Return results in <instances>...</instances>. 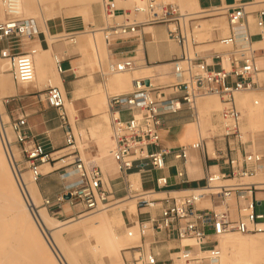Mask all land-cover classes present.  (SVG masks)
Instances as JSON below:
<instances>
[{
    "label": "built area",
    "instance_id": "2783aa9c",
    "mask_svg": "<svg viewBox=\"0 0 264 264\" xmlns=\"http://www.w3.org/2000/svg\"><path fill=\"white\" fill-rule=\"evenodd\" d=\"M114 1H100L105 21L98 29L108 45L113 40L137 32L142 26L164 25L167 38L176 42L182 50L181 57L176 58L173 64L177 78L175 82L168 86H154L151 81L146 85V79L136 78L129 92L109 94L106 98V113L114 140L110 156L127 184L123 198L134 199L140 209L157 210L155 214L146 212L145 218L126 227V231L135 228L139 240L123 250L124 263L214 264L220 255L216 245L219 236L230 232H264V214L254 212V204L250 199L258 187L241 182L244 178L264 173V154L250 151L242 158H234L228 153L235 150V147L227 141L228 153L223 155L219 149L218 156L214 155V159L224 161L225 172L210 173L206 169L202 188L168 192L161 197L156 196L154 191L133 189L128 176L134 168L142 171L146 166L153 172L162 171L166 167L167 156L185 163L192 150L200 151L207 159L202 136H198L194 143L178 149L160 147L165 111L177 113L187 109L198 121L196 103L202 96L216 95L221 98L223 104L216 115L221 126L218 135L225 140L232 138L238 144H244L242 118L234 94L251 90L254 84L252 76L258 71L247 31L248 4L234 0L231 5L207 10L218 11L208 15L225 16L230 28V34L219 40L220 44L230 47L227 66L221 65V69L215 71L197 63L194 55L189 56V46L196 43L188 25L195 20L191 16L193 14L181 13L178 5L164 0H142V5L133 8H118ZM2 3L4 17L0 21V58L7 63L8 72L16 84L31 85L35 83L30 57L34 51L25 50L22 42L39 33L38 23L33 18H22L20 0H3ZM254 14L255 25L262 30L264 8L256 10ZM74 36L68 34L64 37L72 42ZM60 63L59 59H55L57 73L63 72ZM134 68L135 64L131 60L110 61L106 71L99 67V73L105 78L114 73L131 72ZM44 96L49 107L57 112L61 126L67 127L65 146L60 153L47 151L45 145L32 136L26 116L4 120L0 111V141L16 179L20 181L22 161L36 182L43 176L40 170L42 165L59 160L61 165L53 170L60 171L63 184L56 202L65 200L73 206H79L86 213L107 209L120 199L110 198L111 192L101 167L86 161L77 148L76 136L64 106V93L59 87L48 85ZM176 175L182 179L184 173L177 171ZM155 184L157 190L166 189L169 180L166 176H159L155 178ZM66 195H69L68 199ZM234 198L242 203L246 198L248 201L241 208L235 209L231 216L233 209L230 203ZM205 200L210 202V207L202 205ZM50 203L49 199H44L45 205ZM188 240L193 242L187 243Z\"/></svg>",
    "mask_w": 264,
    "mask_h": 264
},
{
    "label": "crops",
    "instance_id": "0c3cea01",
    "mask_svg": "<svg viewBox=\"0 0 264 264\" xmlns=\"http://www.w3.org/2000/svg\"><path fill=\"white\" fill-rule=\"evenodd\" d=\"M241 1L248 4L247 8H253L252 10H247L246 8L248 12L247 31L250 35V41L254 49V62L258 71L252 76L254 82L253 88L251 90L234 94V100L235 104L237 101L239 105L246 109L244 111L245 119H242L243 125L245 127L250 126L254 130L256 128L257 132H246V140H244L243 136V145L238 144V142L232 138L225 140L218 134L211 135L209 133L207 137H204L207 159L200 151L192 150L185 163L174 159L172 156H167L166 167L162 171L153 172L149 169V166H146L142 171H138V169L134 168L129 172L128 180L132 184V177L137 176L138 190L154 191L157 193L156 196L161 197L168 192H185L202 188L205 184L206 169H209L210 173L225 172L226 166L224 165V161L222 159H214V155L218 156L217 150L219 149L222 150L223 155L228 153L226 148L227 141H230L235 147V150L228 153L234 158H242L246 152L250 151L264 154V28L262 30L258 29L254 21V12L264 8V0ZM180 2L184 3L185 0H180ZM196 2L198 8L190 6L185 8L186 12H180L184 14L199 15L201 19L208 15L207 10L215 7L231 5L234 0H211L209 3H202L201 0H196ZM221 16L222 17L201 20L200 22L204 25L205 32L200 33V36L202 37L206 35L207 38L192 45L197 63H202L205 68L215 71H219L221 65L227 66V59L230 52V47L219 43V40L230 34L227 20L225 16ZM76 17L79 16L60 15L47 20V33L51 36L60 34L76 35L79 33L77 31L79 28H85L86 30V28L90 29L91 26L95 27L96 25H99L101 27L103 24V22H100L98 19L95 20V24H86L83 18L81 21H74L73 19ZM223 17L225 18L226 24L222 21ZM213 21H217L220 26H213ZM50 22L54 23V31H51ZM38 29L39 33L30 40V46H33L32 49L36 52L33 54L34 61L39 68L40 66L42 67L41 69L52 65V74H48L44 79L37 78V80L35 79V83L28 86L18 85L13 81L17 88V92L1 99V103L5 108V116H7L8 120L15 119L21 115L26 116L28 128L32 136L39 142L43 143L47 151H49L48 149L53 150L59 147L64 148L67 127L61 126L57 112L54 109L49 107L51 110L50 112H43V108L38 105L41 101L46 102L44 94H39L44 92L48 85L54 83L59 86L64 92L66 102L72 106L71 109L73 113H71L67 107L65 109L69 123V114L74 116V120L70 125L71 127L73 125L72 128L78 133V136L76 137L77 148L80 150L81 147V155L85 160L96 159V163L99 164V167L101 166L104 178L108 184V190L111 192L110 198L121 199L126 194L127 184L118 170L115 169L114 163L109 157V153L108 155H102L100 153L102 149L99 147L100 145L98 142L105 133L103 131L108 130L111 132L108 129L107 124L108 116L104 111L108 90L115 93L125 92L130 86H132V81L137 78L136 72L140 73V71L142 72L145 68H151L153 70V75H155L153 80L151 77H143L146 81H151V83L154 81V83H157L158 74L165 73L166 78L164 79L163 84L157 86L170 85L177 79L173 71V64L176 58L181 57V47L173 40L167 38L166 26L164 25L142 26L135 33L113 40L110 45H107L108 54L106 55V58L108 63L110 61L131 60L135 64L134 70L128 74V85L126 88H121L115 83V75H108L105 78L101 77L99 67L102 71H106V67L102 65L100 58L96 59L98 62L97 70H92L95 60L93 56H91L87 50H84L79 42L76 41L77 37L75 38V42H70V40L63 42L67 39H57L51 42L48 56L43 57L41 55V50H48V39L45 31H43L40 26ZM85 30L81 32H84ZM217 45H222L224 48H216ZM113 47H119V49L114 50ZM197 48H200L201 50L198 51L196 50ZM55 56L61 62L60 65L63 69L62 73H57L55 70ZM38 58L42 59V61ZM45 82H47L48 85L43 84ZM40 96H44V98H40ZM5 98H7V100ZM255 98L258 99L257 103H254V100H256ZM219 99L220 105L223 104L221 98ZM11 104L14 105L12 109L9 108V105ZM46 104L48 103L46 102ZM95 104L102 105L97 107ZM252 104H263L257 120L252 117V114L256 113L255 107L252 106ZM48 106L49 105H47V107ZM240 113L242 118V112ZM50 115H56V118H54L52 122H49L48 120ZM215 119H217V117ZM206 120H208V118ZM198 121L195 120L191 112L187 109H182L177 113H170L166 110L164 113V125L160 134V147L173 150L194 143L197 139L188 134L187 128ZM258 127L260 129H258ZM209 142H211L212 145L213 155H210L212 152H210L209 149L211 148ZM49 144H51V147H47ZM55 152L60 153L61 151L58 150ZM177 171H183L184 176L182 179L176 175ZM159 176H166L168 178V188L157 190L155 178ZM58 177H60V172L58 173ZM182 180H185V182L181 183ZM255 182L259 183L260 181ZM260 183H262V185L264 184V182ZM62 184L63 182L61 183L58 192H55L52 195L46 193V189L42 186V183H40L39 186L37 185L40 197L50 200V205H47L49 208L52 206L57 208L56 199L62 192ZM262 185H259V187L253 191L250 198L253 201V210L256 214H264V185ZM246 201H248V198H246L243 203L240 202L239 199L234 198L230 203L234 210H231V213L233 211L234 215V212L236 211L235 209L241 208ZM202 205L204 207L211 206L208 200H205ZM136 207V220L131 219L128 212L125 210L121 211L125 228L137 220L145 218L146 212L151 214L157 213V210H150L147 208L140 209L138 206ZM218 209H221V207ZM233 215L231 214V216Z\"/></svg>",
    "mask_w": 264,
    "mask_h": 264
},
{
    "label": "bare ground",
    "instance_id": "6f19581e",
    "mask_svg": "<svg viewBox=\"0 0 264 264\" xmlns=\"http://www.w3.org/2000/svg\"><path fill=\"white\" fill-rule=\"evenodd\" d=\"M2 1L1 4L3 5ZM114 2L116 7L118 8H129L132 5L140 6L144 3L142 0H115ZM56 5L59 6L58 8H60V6L75 7V9L70 11L71 13H69V15L81 16L83 19H86L87 21L91 20L93 21L92 24H95L92 0H20V12L22 18H35L36 20H39L40 23L37 21L38 25H40V28L45 31L47 35V44L49 45V47L48 50H41V55L43 57L48 56L50 52L51 42L57 39L59 40L60 37L64 36V34L51 36L47 33L46 21L55 18L56 14L59 13V11H52L53 7H55ZM190 6L198 8L196 0H185V2L183 3V8L185 9ZM90 30L92 31H84L76 34V41H78L80 46L84 48V50H87L94 59H98L101 55L106 56L108 54V44L105 42L103 35L99 31V29H95L94 26L90 27ZM72 42H75V40H73ZM33 51L34 53H36L35 50ZM34 53H30L34 68V79H44L48 74H52L53 67L51 65L49 67H44L43 69H41V66L39 68L34 61ZM55 59L58 58L55 56L54 61ZM40 60L42 61V59ZM2 61L4 60L0 58V62ZM7 67L8 65L6 63V68ZM152 71L153 70L151 68H145L142 72L140 71V73L136 72L137 79L143 77H151L153 80V78H155V75H153ZM128 74L129 72H122L114 73L111 75H116L114 77L115 83L119 87L126 88L129 83ZM157 77L158 82L154 83V81H152L151 83L154 86L162 85L164 79L166 78V74L160 73ZM16 92L17 88L10 80V74L5 73V66L1 63L0 99L11 96ZM255 99L256 100H254V103H257L258 99ZM198 100H200V105L204 107V110L208 114H210L212 111L216 112L220 108L218 100L213 95L202 96ZM95 105L98 107L102 104ZM64 106L65 108L67 107L71 113H73L71 109L72 106L71 104L66 102V98ZM252 106L255 107L256 112L252 114V117L257 120L259 117L258 114H260L263 104H252ZM2 110L3 106L0 103V111ZM4 118H7V116H4L3 119ZM203 127L204 125L202 126L201 122L198 121L197 123L190 125L187 128V132L189 135L197 139L200 134L201 136H203ZM259 127L258 129H260ZM103 132H105L103 137L98 141L100 145L99 147L102 149H100V153L102 155H108L109 153V157L111 158L110 150L114 146V140L111 136V132H108V130H105ZM15 155L17 156L16 153ZM210 155H213V152ZM86 161L94 163L97 162L96 159H87ZM10 166L11 165H9L4 159L3 153L0 150V171L8 172L9 170L12 176V170ZM20 180L25 194L20 190V188H18L19 186L14 179L13 182L11 180V182L9 181V183L6 184L3 181V178L0 176V232L6 231L7 234L9 230V235L7 234L8 237H0V264H61L57 256L58 253L56 254V250H54L55 248L48 241L46 242V239L43 235L45 233L49 236V238L50 236L54 237L53 235L55 234V232H57L55 231V229L59 227L53 226L51 218L46 212L45 208H38L41 197L38 191L37 184L33 181L32 183H27L22 174L20 175ZM243 184H255L257 187H259V185H262V183L260 182H243ZM131 187L138 190L139 186L137 176H133ZM113 204H118L117 206L119 207L120 212L125 210L126 212H128L131 219L136 220L137 207L134 199L123 198ZM82 217L83 216H80L79 218ZM80 222H84L82 226L83 228H86L85 235L74 241L72 243V247H65L62 245L60 246L63 253L61 251L59 253H61V255L64 254L63 257L67 264H116L117 261L118 264H121L120 251L122 250V248L124 246L126 247L127 245H130L133 242L136 243L138 239V234L135 228L128 229L126 233H119L118 227L124 224L123 217L120 214H99L94 217L80 219L79 222H76L75 224ZM238 234L239 233H237V235L226 234L224 236L222 235L219 238L217 247L220 250V255L214 264H264V245L258 247L254 245L256 242L254 238L245 237V235L243 234ZM51 240L53 241H51L53 245H55V247L57 248L54 242L55 239L52 238ZM186 242L191 243L193 241L188 240ZM86 255H88L89 258H87ZM204 255H206V253H204Z\"/></svg>",
    "mask_w": 264,
    "mask_h": 264
},
{
    "label": "rangeland",
    "instance_id": "374dc122",
    "mask_svg": "<svg viewBox=\"0 0 264 264\" xmlns=\"http://www.w3.org/2000/svg\"><path fill=\"white\" fill-rule=\"evenodd\" d=\"M1 1L2 0H0V21L4 17V14H3L4 13L3 12V5L1 4ZM100 1L101 0H92V2H93V8H94L93 11H94V18H95V20L98 19L100 22H103L104 20H103L101 8H100ZM201 1H202V3H209L211 0H201ZM164 2H171L173 4H176V5L179 6V9H180L181 12H186V10L183 8V3H181L180 0H164ZM58 7L59 6L56 5L52 9V11L54 10L55 12H58L59 11V13H57L58 15L56 14V16H60V15H62V16H66V15L71 16V15H69V13H71L70 11H72L73 9H75V7H72V6H60V8H58ZM133 7L134 6L132 5L129 8H133ZM54 8H56V9H54ZM66 8H68V9H66ZM252 9L253 8H247V10H252ZM216 12H218V11L208 12V14H210V13H216ZM72 16H75V15H72ZM191 16L195 20L192 21V24H188V25L190 26L191 35L193 36V38H194V40L196 42H201V41H203V40H205L207 38L206 35H204L202 37L200 36V33H204L205 32L204 25L201 24V22H200L201 20L209 19V18L222 17L221 15H206L204 18H201L200 19L199 15H194L193 14ZM33 19H35V18H33ZM73 20L74 21H81L82 20V17L79 16V17L74 18ZM83 20L85 21L86 24L87 23H91L92 24V22H93L91 20H89V21H87L86 19H83ZM36 21H38L40 23L39 20H36ZM222 21L224 22V24H226L224 17L222 18ZM53 24H54L53 22H50L51 31H54L55 30ZM213 24H214L213 26H215V25L216 26H220L217 23V21H213ZM39 26L40 25H38V27ZM96 26H98V27H96ZM96 26H95V29L96 28H100L99 25H96ZM197 26H199V27H197ZM83 30H85V28H79V29H77L78 32H81ZM85 31H92V30L86 28ZM64 36H65V34H64ZM64 36L60 37L59 40H61V39L64 40L65 39ZM74 37L76 38L77 36L75 35ZM31 39H25V40H23L22 44L24 45V49L25 50L32 49L33 46H30V40ZM66 41H68V40H64L63 42H66ZM222 47H223L222 45H217L216 46V48H222ZM113 49L114 50H118L119 47L118 48L117 47H113ZM196 50L199 51L201 49L200 48H197ZM189 52H190V56L193 57L194 52H193V46H191V45L189 46ZM99 58H100V62L102 63V65H104L107 68L108 60H107L106 56L105 55H101V56H99ZM94 60H96V59H94ZM95 62H97V61H95ZM1 63L4 64V66H5V73H9L7 71L8 70V67L6 68V62L5 61H2V62H0V64ZM92 68H93L92 69L93 71H96L97 68H98V62L95 63ZM10 80L13 82L11 76H10ZM43 84L48 85L47 82H45ZM51 85L57 86L54 83L51 84ZM57 87H59V86H57ZM131 88H132V86H130L128 88V90H126L123 93L129 92L131 90ZM41 94L43 95L44 92H41L39 95H41ZM109 94L111 95V94H118V93H115V92H112V91L108 90V95ZM209 96H212V95H209ZM213 96L218 100V104L220 105V99H219V97L218 96H215V95H213ZM40 98H44V96H40ZM1 99H0V103H1ZM197 104H198V109H199V113H200L199 121L201 122V125L202 126L204 125V127L202 128L203 137H207L209 133L211 135L218 134L220 132V127L221 126H220V121L218 120V118L215 119L217 117L216 116L217 115V112L214 113L212 111L210 114H208L204 110V107L200 105V100H198V103ZM1 105H2V103H1ZM38 105L43 108V112H50L51 111L50 108H49V106L47 107L48 104H46L45 101H41L40 104H38ZM13 106L14 105L11 104V105H9V108L12 109ZM221 107H222V104L220 105V108ZM236 107H237V109L240 112H242V119H245V115H244V111L246 110L245 107L239 105V103L237 101H236ZM4 109L5 108L3 107V110L1 111V113L3 114V117L5 116ZM104 111L106 113V107H105V110ZM125 116L126 115H124L123 117H125ZM69 117H70V123L72 124V122L74 120L73 119L74 116H71L69 114ZM54 118H56V115H50L49 118H48L49 122H52ZM207 118H208V120H206ZM4 120H7V118H4ZM107 124H108V129L110 130V128H109V122H107ZM72 127H73V125H72ZM241 130L244 133V140H246V134H245L246 132H248V131L250 133L257 132V130L252 129L250 126L245 127L243 125V123L241 124ZM73 132H74L75 136L77 137L78 136L77 131L75 129H73ZM9 135L12 137V134H9ZM209 144H210V147H211V148H209L210 149V152H212L211 142H209ZM47 147H51V144L47 145ZM62 148L63 147H59V148H56V149H53V150L52 149H48V150L51 151V152H55V151L61 150ZM0 150L3 153L4 159L9 164V162H8V160H7V158H6L5 154H4V151H3V148H2V145H1V141H0ZM80 150H81V147H80ZM150 151H152V148H150ZM60 165H61V163L59 162V160H56L54 162H51L50 164H45L44 166H42L40 168V170H41L43 176L39 180H37L36 182L33 180L32 176H31V173L26 168V164H25L24 161H22L20 163V169H21V172L20 173L22 174V176H24V179H25V181L27 183H32V181H33L38 186H39L40 183H42V186H44L45 189H46V193L48 195H52L55 192H58V190L61 187L62 181H61L60 177H58V173L60 171L59 170H53L54 168H58ZM115 166L116 165H114V167ZM115 169L117 170V167ZM11 170H12V176L13 177L11 176V173L9 172V170H8V172L7 171H3V172L0 171V176L3 178V181L6 184L9 183V181L11 182V180L13 182V179H14L16 181V183L18 184V186H19V187L18 186L17 187L20 188V190L25 194V192L23 190V187L21 185V180L18 181V179H16L12 167H11ZM51 170H53V171H51ZM255 181L264 182V173L263 172H260L255 177H251V179L244 178V179L241 180V182H255ZM56 203H57V208H54V206H52V207L49 208L47 205L44 204V199L41 197L40 203L38 205V208L39 209L45 208L46 209V212L48 213V215L51 218V222H52L53 226L59 227V228H56L55 229V231H57L58 233L54 231L55 234L54 235L52 234L54 237H51L50 236V238H49V236L47 234H45V233L43 235H44V238L46 239V242L48 241L55 248L54 250H56L55 251L56 254L58 253L57 256H58L61 264H63V263L64 264H67V263H66V261H65V259L63 257L64 254L61 255V253H59L61 251V247L60 246L62 245V246H65V247H68V246L69 247H72V245H73L72 243L74 241H76L78 238L83 237L85 235V233H86V228H83V226H82L84 222H80V223L75 224L76 222H79L80 219H86V218L94 217L96 215L104 214V213L105 214L115 213V214L122 215V213L120 212L119 207L117 206L118 204H111L107 209H103V210H100V211H97V212L86 213V212L81 211V208L79 206H73V205L69 204L68 202H66L65 200L62 201V202H60V203H58V202H56ZM135 203H136V201H135ZM231 214L233 215V211H232ZM80 216H83V217L82 218H79ZM118 231H119L120 234L126 233V228L124 227V224L123 225H120L118 227ZM1 232H0V237L1 238L3 236H4L3 238H5V236L8 237L9 230L7 232L8 235L6 234V231H3L2 233ZM227 234H236L237 235V233H235V232H230V233H227ZM243 235H245V237L254 238L256 240V242H255L254 245H256L258 247L264 245V233H262V234H260V233H251V234H243ZM220 237L221 236H219L217 239L219 240ZM52 238L55 239L54 242H55L57 248L55 247V245H53V243H52L53 241L51 240ZM137 241H138V239H137ZM218 243L216 245H218ZM131 244H135V242H133ZM127 246H129V245H127ZM124 249H125V246L120 251V262H121V264H125L124 263L125 252L123 251ZM86 257L89 258L88 255H86ZM116 264H118V261L116 262Z\"/></svg>",
    "mask_w": 264,
    "mask_h": 264
},
{
    "label": "water",
    "instance_id": "95a60500",
    "mask_svg": "<svg viewBox=\"0 0 264 264\" xmlns=\"http://www.w3.org/2000/svg\"><path fill=\"white\" fill-rule=\"evenodd\" d=\"M145 84L148 85V81H145ZM65 198L68 199L69 195H66Z\"/></svg>",
    "mask_w": 264,
    "mask_h": 264
}]
</instances>
